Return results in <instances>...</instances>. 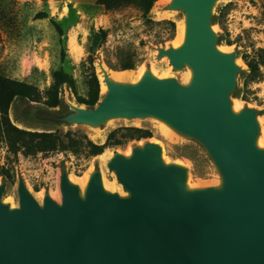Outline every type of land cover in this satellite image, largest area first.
Segmentation results:
<instances>
[{"label": "water", "instance_id": "95a60500", "mask_svg": "<svg viewBox=\"0 0 264 264\" xmlns=\"http://www.w3.org/2000/svg\"><path fill=\"white\" fill-rule=\"evenodd\" d=\"M218 1L171 0L163 10L184 14V40L158 49L156 59L166 58L174 71L187 68V83L147 69L138 83L121 84L101 68L107 91L95 107L30 112L35 122L90 130L112 120L153 119L202 146L217 184L188 188L187 168L164 163L162 147L149 139L129 156L114 153L106 165L126 196L105 191L100 170L90 173L84 191L63 170L60 203L45 195L39 204L20 178L14 208L2 201L0 184V264H264L259 112L232 110L241 69L236 53L218 49Z\"/></svg>", "mask_w": 264, "mask_h": 264}, {"label": "rangeland", "instance_id": "374dc122", "mask_svg": "<svg viewBox=\"0 0 264 264\" xmlns=\"http://www.w3.org/2000/svg\"><path fill=\"white\" fill-rule=\"evenodd\" d=\"M95 1L0 0V75L35 86L43 93L51 85L53 72L61 70L74 79L76 93L82 97L87 95L89 74L94 71L97 76L96 64L99 61L113 73L136 75L139 69L152 68L160 77L172 75L180 84L186 83L190 75L187 68L174 71L168 61L156 59L158 49L175 47L179 26L181 30L184 25L182 12H166L163 11L164 5L153 6L148 15L150 21H146L135 7L105 11ZM155 9H158V13L167 14L159 17L153 12ZM54 23L59 26L62 36H59ZM212 26L219 46L236 53L237 64L241 69L236 77V89L231 94L232 102L236 100L243 107L256 109L264 128V77L260 81L247 80L248 70L241 59L245 53L252 54L254 50L264 49V0H219L213 9ZM71 34L74 44L81 50L79 56L70 50ZM228 42L230 45H227ZM123 63L132 64L133 69L122 70ZM102 97L100 94L99 101ZM59 98L62 107L55 109L16 98L10 106L9 119L22 130L78 133L86 135L98 145L104 144L109 132L117 128L148 129L152 133L151 139L159 142L164 155L187 168L195 186H213L219 180L216 168L199 143L162 128L153 119L112 120L98 130L104 140L91 139L95 133L85 126L31 120L33 108L54 113H66L70 103L89 108L76 102L68 86L60 88ZM144 140L130 142L120 148H109L104 152L124 154L128 148ZM0 166L8 169L12 177H0V184L5 185L2 201L14 208L18 207L17 184L20 178L39 204L45 195L60 203L59 186L63 170L75 181L88 172L101 170L97 157L86 158L69 152L13 155L3 140H0ZM102 170L106 179L115 182L116 189L119 187L122 190L109 171L106 168Z\"/></svg>", "mask_w": 264, "mask_h": 264}, {"label": "trees", "instance_id": "16d2710c", "mask_svg": "<svg viewBox=\"0 0 264 264\" xmlns=\"http://www.w3.org/2000/svg\"><path fill=\"white\" fill-rule=\"evenodd\" d=\"M158 0H96L95 4L103 7L105 11H115L124 7H135L146 21L148 15ZM46 18V16H41ZM59 36L62 32L57 24H53ZM227 45H230L228 42ZM248 73L247 80L260 81L264 74V49L254 50L252 54L241 56ZM92 63L91 58L89 57ZM122 70L133 69L132 64L123 63ZM62 86H68L76 97V102L93 108L99 101V80L92 71L87 80V95H77L74 79L61 70L52 74V82L47 90L41 93L38 88L30 84L10 79L0 75V140H3L10 153L24 156L47 155L52 153H72L73 155H84L86 158L97 157L106 149L120 148L130 142L151 139L152 133L148 129L136 127H121L112 130L102 145L95 144L86 135L60 131L29 132L14 126L9 119V109L16 98L27 99L30 102L42 104L46 108L55 109L62 107L59 98V90ZM0 177L12 179L9 170L0 166Z\"/></svg>", "mask_w": 264, "mask_h": 264}, {"label": "bare ground", "instance_id": "6f19581e", "mask_svg": "<svg viewBox=\"0 0 264 264\" xmlns=\"http://www.w3.org/2000/svg\"><path fill=\"white\" fill-rule=\"evenodd\" d=\"M170 2H171V0H158L155 3L154 6H160V5L166 6V5L170 4ZM153 12L156 13L159 17L164 16L165 14H167V13H162V14L158 13V9L153 10ZM184 31H185L184 25H183L181 30H180V26H179L178 35H177V38L175 40V43H176L175 47H179V46L182 45L183 40H184ZM74 43H75L74 42V37L71 34L70 35V40H69L70 50L73 52V54H75V55L77 54L79 56L81 54V50L79 48H77V46ZM218 49L221 52H228L227 49H225L223 47H220V46H219ZM163 61H167V59L164 58ZM101 68L108 73L109 78L112 81L117 82V83H121V84H136V83H138L141 80V78L143 77V75L145 73V69H139V71H137L136 75L134 73L133 74H128L127 72L126 73H113L112 71L107 69V67L105 65H102L101 67H99V65L96 64L97 77H98V80H99V83H100V94L102 96L105 95L107 90H106V85H105V83L103 81V73H102V69ZM150 71H151V74L154 77H156V78H170L172 76L171 75L170 77H160V76L157 75V73H156V71L154 69L151 68ZM168 74H170L169 70H168ZM189 79H190V75H188V77L186 78L185 82L187 83L189 81ZM242 107H243V105L241 103H239L236 100H233V102H232V110L234 112L240 111L242 109ZM261 120L262 119L260 117H258V123L260 125L261 131H260V136L257 139V143L256 144H257L258 147L264 148V128L261 125ZM161 126H162V128H165L166 130L170 131L165 125L161 124ZM91 130L95 133V135L90 137L91 139H93V140H98V139L104 140V137L100 134L98 129L91 128ZM149 141L159 144V142L154 140V139H149ZM130 154H131V150H130V148H128V150L124 153V155L129 156ZM97 158L99 160V165L101 167V170H100L101 171V184H102L103 189L105 191H107V192H114V191L117 190L116 192H118L119 195L126 196V194L121 190V188L118 187L116 189L115 182H110V181H108L106 179V177L104 175V171L102 170L103 168H106V165H107L108 161L112 158V154L110 152L106 151V152H103L101 155L97 156ZM162 159H163L164 163H166V164L171 163V162H176L178 164H182L181 162L170 160L169 158H167L164 155V153H163ZM90 173L91 172L86 173L82 178L79 179V181L73 180V178L69 174H68V179H69L70 182L77 184L80 187L81 191H84L86 186H87V183L89 181ZM186 185H187L188 188L197 187V186L194 185V183H192V180H191L189 174L187 175Z\"/></svg>", "mask_w": 264, "mask_h": 264}]
</instances>
